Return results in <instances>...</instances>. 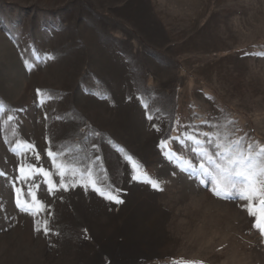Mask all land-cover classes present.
Returning a JSON list of instances; mask_svg holds the SVG:
<instances>
[{"label": "rangeland", "instance_id": "374dc122", "mask_svg": "<svg viewBox=\"0 0 264 264\" xmlns=\"http://www.w3.org/2000/svg\"><path fill=\"white\" fill-rule=\"evenodd\" d=\"M258 53L264 0H0V264H264L248 201L217 197L197 151L264 148Z\"/></svg>", "mask_w": 264, "mask_h": 264}, {"label": "snow or ice", "instance_id": "6c2138e0", "mask_svg": "<svg viewBox=\"0 0 264 264\" xmlns=\"http://www.w3.org/2000/svg\"><path fill=\"white\" fill-rule=\"evenodd\" d=\"M258 55H264V53H258ZM27 63V62H26ZM39 94V93H38ZM147 107V105H145ZM12 119V117H9ZM151 119V116H149ZM203 135L207 136V133ZM179 139V138H175ZM188 140H191L196 145H201L203 142L193 135L188 136ZM216 148L215 156L219 157V162L214 158L207 149L198 148L199 154L205 158L207 164L212 168L206 167L205 164H201L203 176L208 177L212 184L213 193L220 198L230 199L233 194H236L239 199L248 201L247 211L250 216L255 218L254 227L258 228L262 235H264V148H259L254 151L252 145H248L247 149L241 146V140L230 141L227 143L220 142L219 135H216ZM212 139L209 138L208 143H211ZM27 148L34 147L33 145H26ZM162 147H167V142H162ZM48 156L52 158L54 166L58 170V174L61 176V182L59 187H65L63 177L66 171H71L73 175H76V168L66 163L62 164L57 161V157L60 153H54L48 151ZM38 158V157H37ZM131 161L132 158L128 157ZM133 168L139 172V168L136 164H133ZM27 170V174H26ZM20 179H30L34 174H42L48 178L47 183L49 185L48 191L52 192L57 187L56 184L50 179V173L44 168H35L31 165H21L19 168ZM0 175H5L0 173ZM143 179L145 182L150 183L152 187L158 188L159 185L156 181L147 177V174L133 175V179ZM77 182H83L85 187L91 185L93 189L101 196H104L108 200L115 201L116 203H123L119 199L118 195L111 191V186L102 187L98 178L94 176L91 169L81 174V179ZM201 183H205L204 179H201ZM75 186V185H73ZM15 187V184H13ZM34 187L38 188L39 185ZM17 193L16 207L24 213L36 216L40 211L44 210V205L41 201L37 200L35 191L29 188L28 195L31 197V202L24 199L23 191L16 187ZM47 221H44V234L47 235L50 229L47 227ZM37 231H40L39 222H37Z\"/></svg>", "mask_w": 264, "mask_h": 264}]
</instances>
